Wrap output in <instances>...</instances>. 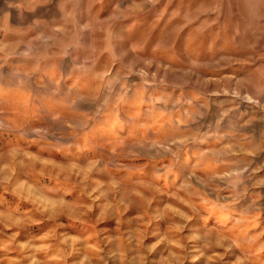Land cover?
<instances>
[{
  "label": "rangeland",
  "instance_id": "obj_1",
  "mask_svg": "<svg viewBox=\"0 0 264 264\" xmlns=\"http://www.w3.org/2000/svg\"><path fill=\"white\" fill-rule=\"evenodd\" d=\"M0 264H264V0H0Z\"/></svg>",
  "mask_w": 264,
  "mask_h": 264
}]
</instances>
